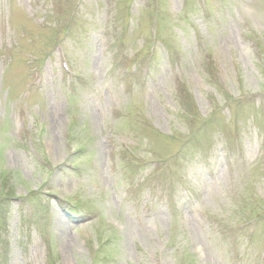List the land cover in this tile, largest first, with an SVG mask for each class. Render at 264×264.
<instances>
[{
  "label": "rangeland",
  "instance_id": "374dc122",
  "mask_svg": "<svg viewBox=\"0 0 264 264\" xmlns=\"http://www.w3.org/2000/svg\"><path fill=\"white\" fill-rule=\"evenodd\" d=\"M0 264H264V0H0Z\"/></svg>",
  "mask_w": 264,
  "mask_h": 264
}]
</instances>
